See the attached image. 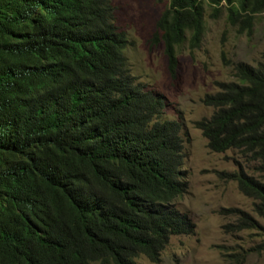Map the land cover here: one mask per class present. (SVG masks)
Listing matches in <instances>:
<instances>
[{"label": "trees", "instance_id": "1", "mask_svg": "<svg viewBox=\"0 0 264 264\" xmlns=\"http://www.w3.org/2000/svg\"><path fill=\"white\" fill-rule=\"evenodd\" d=\"M223 11L250 34L264 0L169 1L153 41L170 75L178 47L198 48L205 15ZM115 19L113 0H0V264L159 263L171 236L194 231L175 204L188 188L182 123L135 81ZM232 71L201 98L213 112L193 123L210 150H239L264 178V61ZM219 174L264 221V180ZM222 211L235 219L227 232L264 234L249 212Z\"/></svg>", "mask_w": 264, "mask_h": 264}, {"label": "rangeland", "instance_id": "2", "mask_svg": "<svg viewBox=\"0 0 264 264\" xmlns=\"http://www.w3.org/2000/svg\"><path fill=\"white\" fill-rule=\"evenodd\" d=\"M169 1L113 0L115 23L129 40L124 53L130 73L145 89L163 95L164 118L182 123L183 168L187 171L188 188L175 199V204L194 224L192 234L170 237L159 263L150 262L144 256L137 258V262L264 264V234L260 227L232 232L223 227L235 220L222 211L231 207L249 212L260 226L264 227V221L254 213L252 199L238 189L236 181L219 172L242 168L260 180H264L263 176L254 169V162L248 161L237 149L210 150L200 129L193 123L213 112L201 98L216 90L215 81L234 80L233 62L242 60L255 64L264 61V13L256 16L250 34L239 33L237 27L230 26L225 11L217 19L206 14L205 33L199 47L191 49L187 42L178 47V66L172 76L163 44L153 41L155 23ZM237 253L240 258L244 257L242 263L235 260Z\"/></svg>", "mask_w": 264, "mask_h": 264}]
</instances>
